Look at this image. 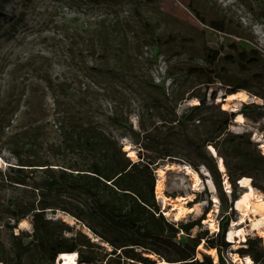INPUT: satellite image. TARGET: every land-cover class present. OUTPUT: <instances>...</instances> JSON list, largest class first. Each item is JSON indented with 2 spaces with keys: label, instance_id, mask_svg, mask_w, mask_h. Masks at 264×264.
I'll use <instances>...</instances> for the list:
<instances>
[{
  "label": "rangeland",
  "instance_id": "1",
  "mask_svg": "<svg viewBox=\"0 0 264 264\" xmlns=\"http://www.w3.org/2000/svg\"><path fill=\"white\" fill-rule=\"evenodd\" d=\"M254 3V0H0V108L18 105L6 136L16 135L12 141L24 146L26 154L64 165L72 156L57 150L63 128L69 123L91 124L115 138L126 155L137 161L138 148L126 130L110 122L114 111L138 131L139 117L145 115V120L149 119L144 110L151 100L176 102L175 112L181 115L197 103L191 95H205L210 104V95L215 93L214 104L235 115L228 131L247 134L264 155L261 97L264 82L251 79L249 74L241 75L233 66H225L226 79L232 83L249 78V91L241 89L225 95L226 89L234 86L221 82L205 86L202 79L187 73L191 67L203 66L204 47L223 56L230 53L229 45L234 44L239 50H256L264 60V19ZM213 23L221 25L225 32L214 30ZM179 98L182 100L176 101ZM151 115V119L158 120L154 112ZM238 115L242 120H238ZM177 146L183 153V143L177 142ZM172 159L160 162L155 170V186L158 180L162 184L160 195L154 188L155 198L163 215L171 221L198 218L209 206L202 201L206 199V189L211 205L201 222L202 228L209 233L217 232L218 201L212 200L216 198L215 190L212 193L205 184L204 167L199 165L195 171L199 177L196 182L182 169L189 166L183 156ZM15 164L12 154L6 148L1 150L0 169ZM160 169L162 175H158ZM223 176L225 191L226 176ZM241 187L242 192L246 191ZM196 194L198 202L189 206ZM258 199L264 202V192L254 189L251 207ZM46 216L60 219L76 230L82 229L99 243L68 214L48 210ZM260 216L259 211L252 209L235 210L228 230L234 222L233 232L239 229L242 232L241 235L236 232L231 242L225 235L231 251L225 253L226 264H245L235 252L244 246L247 237L261 239L264 246L261 233L264 220L260 224ZM29 222V218L23 220L17 230L30 232ZM198 251L217 261V256L213 257L203 246ZM234 256L240 260H234ZM151 259L158 261L155 256ZM76 263L90 264L79 260Z\"/></svg>",
  "mask_w": 264,
  "mask_h": 264
},
{
  "label": "trees",
  "instance_id": "2",
  "mask_svg": "<svg viewBox=\"0 0 264 264\" xmlns=\"http://www.w3.org/2000/svg\"><path fill=\"white\" fill-rule=\"evenodd\" d=\"M254 1L264 19V0ZM211 27L225 32L218 23ZM229 47L230 53L223 56L204 47L203 66L191 67L187 73L202 79L205 86L217 82L234 86L227 88L225 95L241 89L249 91V78L234 84L226 79L225 66L264 82L261 55L256 50H239L234 44ZM215 96L210 95L209 104L205 95H191L197 103L181 115L175 112L176 102L151 100L144 110L149 119L145 120V115L139 117L138 131L114 111L110 122L126 130L138 148L137 161H132L115 138L96 126L69 123L63 128L57 147L72 156L64 165L26 154L24 146L12 141L16 135L6 136L18 105L1 107L0 152L6 148L16 164L0 169V263L55 264L62 253L75 252L77 260L90 264H226L225 253L231 251L225 235L229 221L234 219L233 203L242 193L238 182L249 178L254 189L264 192V155L247 134L228 131L235 115L214 104ZM152 112L158 120L151 119ZM177 142L185 146L183 153ZM180 156L194 171L201 165L209 174L218 201L215 233H209L201 224L211 205L206 189V199L202 201L209 206L201 216L187 221L167 219L155 198V170L160 162ZM219 159L223 173L218 167ZM223 175L229 182V193L223 190ZM8 190L9 195L5 193ZM197 198L198 194L188 205L198 202ZM48 210L68 214L99 243L82 229L48 218ZM27 218L31 231L17 230ZM200 246L215 249L217 261L198 251ZM235 253L240 258L249 257L252 264H264V246L257 237H247Z\"/></svg>",
  "mask_w": 264,
  "mask_h": 264
},
{
  "label": "bare ground",
  "instance_id": "3",
  "mask_svg": "<svg viewBox=\"0 0 264 264\" xmlns=\"http://www.w3.org/2000/svg\"><path fill=\"white\" fill-rule=\"evenodd\" d=\"M237 118H238V120H242V117L240 115H238ZM126 149H128V146L126 147ZM131 154H132V152H129V155H131ZM218 167H219L220 170L223 169V167L221 165V161L219 162ZM182 169L186 172V174L191 176L194 181L199 182L198 175L196 174V172L190 166H183ZM203 172H204V175L206 176V183L205 184H206L207 188L212 193H214L215 189H214V186H213V184H212V182L210 180L208 172L205 171V169H203ZM162 174H163V170H161V169L158 170V175H162ZM239 184H240V186L245 187L246 191L242 192L240 194V196L238 197V199L233 203V208L235 210H243L244 212H246L249 209H252L253 212L259 211L260 215H261L260 216V224H261L262 221L264 220V202H263V200H259V199L256 200L255 202H253L254 206L251 207V201H253V197H254V188L250 185L249 178H242L239 181ZM224 186H225L224 189H226L225 191L227 193H229L230 192V185H229V182H228L227 178L224 179ZM161 187H162L161 180H158L157 184L155 186V191L159 195L161 194ZM212 200L215 203L217 202L216 198H214V197L212 198ZM233 225H234V222H232V226L229 228V230L226 233V240L229 241V242L233 241V239L235 237L234 234H236V232H237V235H241V232H242L241 229L237 230L236 232H233ZM214 229H215V227H214ZM258 231L261 232L260 230H258ZM261 233L264 235V232H261ZM209 253L213 257L217 256L215 249H210ZM76 260H77V254L75 252H72V253L65 252V253H62L61 255L58 256L57 264H77ZM234 260H238L239 261L240 258L234 256ZM242 262L245 263V264H252V261L247 256L242 258ZM136 264H139V263H136ZM158 264H167V263L165 261H159Z\"/></svg>",
  "mask_w": 264,
  "mask_h": 264
},
{
  "label": "water",
  "instance_id": "4",
  "mask_svg": "<svg viewBox=\"0 0 264 264\" xmlns=\"http://www.w3.org/2000/svg\"><path fill=\"white\" fill-rule=\"evenodd\" d=\"M223 102L225 101L224 99L222 100ZM210 151H211V153L214 155V151H212V149H209ZM215 156V155H214ZM219 162H220V159L218 160V164H219ZM238 184H239V182H238ZM239 186H240V184H239ZM241 187V186H240Z\"/></svg>",
  "mask_w": 264,
  "mask_h": 264
}]
</instances>
